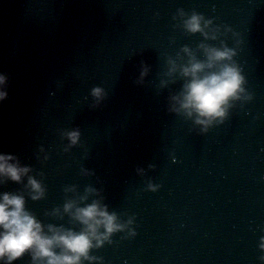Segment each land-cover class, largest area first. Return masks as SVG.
Here are the masks:
<instances>
[{
  "label": "water",
  "instance_id": "obj_1",
  "mask_svg": "<svg viewBox=\"0 0 264 264\" xmlns=\"http://www.w3.org/2000/svg\"><path fill=\"white\" fill-rule=\"evenodd\" d=\"M193 13L209 37L186 29ZM202 43L234 49L245 77L207 131L172 108L184 48L205 59ZM0 73V152L45 194L32 199L27 177L0 178V192L45 225L80 230L64 204L97 198L135 220L84 264H264V0H0Z\"/></svg>",
  "mask_w": 264,
  "mask_h": 264
},
{
  "label": "clouds",
  "instance_id": "obj_2",
  "mask_svg": "<svg viewBox=\"0 0 264 264\" xmlns=\"http://www.w3.org/2000/svg\"><path fill=\"white\" fill-rule=\"evenodd\" d=\"M208 24L211 21L204 20L198 13L185 20L188 31L201 32L205 37L210 35L205 31ZM212 38H215L214 33ZM201 47L205 59L197 58L189 47L184 48L189 60L179 67V71L185 82L182 91L172 97V108L194 118L195 123L205 126L203 131H207L208 126L224 122L231 102L244 91L245 77L238 66L229 63L234 49L203 43ZM173 70H176L175 66ZM146 74L145 69L142 75ZM5 81L6 76L0 73V85ZM93 93L100 96L102 89L96 87ZM6 96L7 92L0 87V100ZM67 136L75 144L80 132L70 130ZM30 172V166L21 164L15 154L0 152V178L22 182L27 177L26 186L30 189L31 198L40 199L45 194L44 186ZM159 187L158 184H149L154 191ZM81 200L87 201V195L82 196ZM64 211L79 222L80 230L62 224L45 225L27 207L23 194L0 192V264H12L25 253L32 255L33 264H84L85 260H102L92 255L91 249L102 247L106 241L111 242L114 233L128 229L131 236L136 235V229L132 227L134 218L121 220L118 213L111 211L102 199H92L83 204L69 200L64 204ZM261 241H264V237H261ZM259 247L264 249V242ZM259 259L264 262V255Z\"/></svg>",
  "mask_w": 264,
  "mask_h": 264
}]
</instances>
